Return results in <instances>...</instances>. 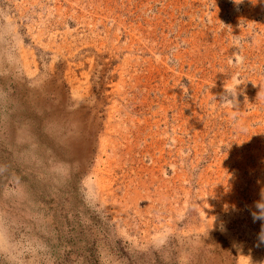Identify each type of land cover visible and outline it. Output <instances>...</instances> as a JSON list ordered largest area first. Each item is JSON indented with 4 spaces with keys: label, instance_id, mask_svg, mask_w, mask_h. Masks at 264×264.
Returning a JSON list of instances; mask_svg holds the SVG:
<instances>
[{
    "label": "rangeland",
    "instance_id": "1",
    "mask_svg": "<svg viewBox=\"0 0 264 264\" xmlns=\"http://www.w3.org/2000/svg\"><path fill=\"white\" fill-rule=\"evenodd\" d=\"M238 2L0 0V264H264V0Z\"/></svg>",
    "mask_w": 264,
    "mask_h": 264
},
{
    "label": "clouds",
    "instance_id": "2",
    "mask_svg": "<svg viewBox=\"0 0 264 264\" xmlns=\"http://www.w3.org/2000/svg\"><path fill=\"white\" fill-rule=\"evenodd\" d=\"M237 3V0H235ZM242 2V0H239L238 3ZM244 81L240 79L233 80L228 86L225 87L226 89V95L224 99L226 98L227 102H231L232 105L234 103V100H229L228 95H231L233 98L237 95L238 86L243 84ZM252 217L254 221H264V198L257 201L255 204V210L252 212ZM262 239H264V235H262Z\"/></svg>",
    "mask_w": 264,
    "mask_h": 264
}]
</instances>
